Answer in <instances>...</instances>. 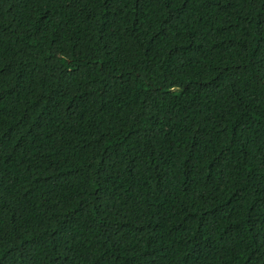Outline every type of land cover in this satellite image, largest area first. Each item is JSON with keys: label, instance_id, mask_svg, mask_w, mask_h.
Listing matches in <instances>:
<instances>
[{"label": "trees", "instance_id": "trees-1", "mask_svg": "<svg viewBox=\"0 0 264 264\" xmlns=\"http://www.w3.org/2000/svg\"><path fill=\"white\" fill-rule=\"evenodd\" d=\"M0 264H264V0H0Z\"/></svg>", "mask_w": 264, "mask_h": 264}]
</instances>
